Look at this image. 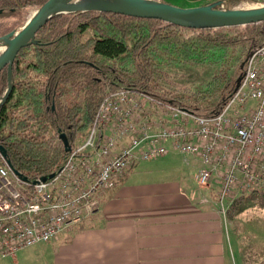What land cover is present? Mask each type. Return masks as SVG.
I'll use <instances>...</instances> for the list:
<instances>
[{"label":"trees","instance_id":"obj_1","mask_svg":"<svg viewBox=\"0 0 264 264\" xmlns=\"http://www.w3.org/2000/svg\"><path fill=\"white\" fill-rule=\"evenodd\" d=\"M45 1L0 0V37L18 31L27 12ZM262 44L264 21L192 29L98 11L55 15L14 58L12 88L0 106V161L27 186L49 177L85 137L106 93L117 89L202 116L217 114ZM198 67L209 69L202 82H178L182 70ZM6 70H0V97ZM113 180L107 192L114 189ZM244 196L231 202L228 215L238 211Z\"/></svg>","mask_w":264,"mask_h":264},{"label":"built area","instance_id":"obj_2","mask_svg":"<svg viewBox=\"0 0 264 264\" xmlns=\"http://www.w3.org/2000/svg\"><path fill=\"white\" fill-rule=\"evenodd\" d=\"M193 126L191 127V122ZM199 163L198 187H219L218 207L252 192L264 175V44L249 56L222 109L202 116L126 89L108 91L85 137L51 177L27 186L0 161V257L48 242L93 213L95 195L136 161L169 147ZM227 199V200H226Z\"/></svg>","mask_w":264,"mask_h":264},{"label":"crops","instance_id":"obj_3","mask_svg":"<svg viewBox=\"0 0 264 264\" xmlns=\"http://www.w3.org/2000/svg\"><path fill=\"white\" fill-rule=\"evenodd\" d=\"M188 157L186 164L169 147L160 158L134 162L114 178L111 193L109 181L96 194L88 217L48 242L1 258L13 264H235L234 253L243 247L231 230V203L223 215L218 184L213 179L198 187L192 169L199 163Z\"/></svg>","mask_w":264,"mask_h":264},{"label":"water","instance_id":"obj_4","mask_svg":"<svg viewBox=\"0 0 264 264\" xmlns=\"http://www.w3.org/2000/svg\"><path fill=\"white\" fill-rule=\"evenodd\" d=\"M219 5L220 2L178 7L159 0H46L35 9L18 31L0 37L8 42L7 47L0 53V70L6 67L8 81L5 92L0 97V106L12 88L11 67L16 54L21 48L33 44L36 31L55 15L98 11L136 18H154L192 29L244 26L264 21V6L251 9H222ZM10 170L12 171L11 168Z\"/></svg>","mask_w":264,"mask_h":264},{"label":"rangeland","instance_id":"obj_5","mask_svg":"<svg viewBox=\"0 0 264 264\" xmlns=\"http://www.w3.org/2000/svg\"><path fill=\"white\" fill-rule=\"evenodd\" d=\"M166 2L178 7L220 2L219 7L222 9H251L264 6V0H166ZM34 11L35 9H30L27 12L25 21ZM208 73V68L184 69L177 80L181 84L190 86L197 82H202L208 77ZM190 122L192 127L193 123L192 121ZM151 165L154 164L152 163ZM192 171L195 172V169H192ZM210 184L213 185L212 180ZM255 189H257V192L246 193L242 206L238 208V211L232 212L235 218L233 219L234 226L231 227V230L235 227L234 236L236 235V239L239 241L238 244L243 247L242 252L234 253L233 260L235 264H264V176L256 184ZM0 264L13 263L0 257Z\"/></svg>","mask_w":264,"mask_h":264},{"label":"bare ground","instance_id":"obj_6","mask_svg":"<svg viewBox=\"0 0 264 264\" xmlns=\"http://www.w3.org/2000/svg\"><path fill=\"white\" fill-rule=\"evenodd\" d=\"M8 42L5 38H0V53L7 47ZM79 143V142H78ZM160 158V157H159ZM60 168V167H59ZM56 172V171H55ZM54 172V173H55ZM114 187V186H113ZM104 192V191H102ZM99 200V199H98ZM97 203H99V201H97Z\"/></svg>","mask_w":264,"mask_h":264}]
</instances>
